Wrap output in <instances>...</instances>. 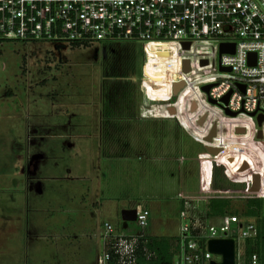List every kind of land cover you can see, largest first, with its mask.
Returning a JSON list of instances; mask_svg holds the SVG:
<instances>
[{
  "label": "rangeland",
  "instance_id": "obj_1",
  "mask_svg": "<svg viewBox=\"0 0 264 264\" xmlns=\"http://www.w3.org/2000/svg\"><path fill=\"white\" fill-rule=\"evenodd\" d=\"M167 57L163 42L0 45V264H103L106 224L178 237L182 196L201 235L212 198L231 199L244 227L260 224L245 212L264 200V143L218 136L230 150L209 156L177 120L143 118L166 102ZM179 112L211 148L209 126ZM138 206L151 212L144 229L122 219Z\"/></svg>",
  "mask_w": 264,
  "mask_h": 264
},
{
  "label": "built area",
  "instance_id": "obj_2",
  "mask_svg": "<svg viewBox=\"0 0 264 264\" xmlns=\"http://www.w3.org/2000/svg\"><path fill=\"white\" fill-rule=\"evenodd\" d=\"M105 41L165 44V76L158 79L166 82V102L143 106V118L177 120L207 149L184 125L179 112L183 108L184 119L192 111L197 122L205 118V136L216 127L211 148L221 149L215 142L218 136H253L254 143H264V122L259 124L264 117V0H0V45L50 43L59 49H80ZM223 45H234L235 52L222 53ZM207 86L209 92L204 90ZM223 148L221 153L230 150ZM181 199L187 222L180 229L174 264H211L212 239H234L239 260L240 243L258 235L255 224L244 227L237 215L213 219L201 235L193 223V201ZM135 210L134 223L146 228L151 212L144 206ZM144 236L119 233L106 224L103 264L113 257L116 264H137ZM252 264H258L256 256Z\"/></svg>",
  "mask_w": 264,
  "mask_h": 264
},
{
  "label": "trees",
  "instance_id": "obj_3",
  "mask_svg": "<svg viewBox=\"0 0 264 264\" xmlns=\"http://www.w3.org/2000/svg\"><path fill=\"white\" fill-rule=\"evenodd\" d=\"M231 203V199L228 198H212L205 207L202 216L205 220H213L228 215H237V213L231 211ZM245 215L246 217L261 219L260 224L256 225L258 235L244 241L245 264H252L255 256L258 264H264V222H262V218L264 219V200L259 198L249 199ZM177 242L178 237L144 236L140 238L137 264H174ZM110 264H116L114 257ZM236 264H240L238 258Z\"/></svg>",
  "mask_w": 264,
  "mask_h": 264
},
{
  "label": "water",
  "instance_id": "obj_4",
  "mask_svg": "<svg viewBox=\"0 0 264 264\" xmlns=\"http://www.w3.org/2000/svg\"><path fill=\"white\" fill-rule=\"evenodd\" d=\"M235 52V46L232 45H223L222 46V53H234ZM252 57H255V55H252ZM186 68L189 69V64L186 63ZM230 71V70H228ZM183 85H176L175 87V93H178V91L181 89ZM211 89V86H207L204 88L206 92H209ZM231 94H229L225 99L224 102L227 104L229 97ZM171 113H175V110H170ZM227 114L230 116L235 117L237 114L231 113L230 111H227ZM255 115V114H254ZM205 121V118L201 120L200 124L202 125ZM264 122V117L261 116L259 118V124L262 125ZM239 133H244V130H238ZM216 136V127L213 129L212 133L210 134L208 140L211 142L213 138ZM259 138H262V134H259ZM208 152L212 155H219L221 153V150L214 149V148H207ZM122 219L125 222L134 223L137 219V211L135 209H129L124 210L122 212ZM208 250L209 252L214 256H219L221 258V262L218 261H212L211 264H236L237 261V247L236 242L234 239H212L208 242Z\"/></svg>",
  "mask_w": 264,
  "mask_h": 264
},
{
  "label": "crops",
  "instance_id": "obj_5",
  "mask_svg": "<svg viewBox=\"0 0 264 264\" xmlns=\"http://www.w3.org/2000/svg\"><path fill=\"white\" fill-rule=\"evenodd\" d=\"M153 104H156V103H153ZM148 105H150V104H147L146 106H148ZM150 119H155V120H165V119H159V118H150ZM148 120V119H147ZM185 198V197H184ZM187 199H190V198H187ZM190 200H192V201H194V199H190ZM183 201V200H182ZM183 205H184V201H183ZM97 206H98V204H97ZM184 207L182 206V212H183V209ZM119 233H122V231L121 230H119ZM102 235V233L100 234V236ZM145 235V234H144ZM145 236H149V235H145ZM153 237H165V236H153ZM168 238H176V237H168Z\"/></svg>",
  "mask_w": 264,
  "mask_h": 264
}]
</instances>
